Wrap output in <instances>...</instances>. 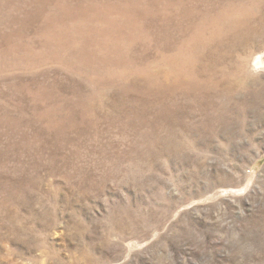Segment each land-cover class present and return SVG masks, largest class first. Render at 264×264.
<instances>
[{"label": "rangeland", "instance_id": "374dc122", "mask_svg": "<svg viewBox=\"0 0 264 264\" xmlns=\"http://www.w3.org/2000/svg\"><path fill=\"white\" fill-rule=\"evenodd\" d=\"M0 264H264V0H0Z\"/></svg>", "mask_w": 264, "mask_h": 264}, {"label": "bare ground", "instance_id": "6f19581e", "mask_svg": "<svg viewBox=\"0 0 264 264\" xmlns=\"http://www.w3.org/2000/svg\"><path fill=\"white\" fill-rule=\"evenodd\" d=\"M201 5V4H200ZM195 9V8H194ZM192 19V18H191ZM211 78V77H210ZM212 80V79H211ZM206 83V82H205ZM208 83H210V80H209V82ZM206 85V84H205ZM212 85H214V84H212ZM215 85H217V84H215ZM214 87V86H213ZM217 88V87H216Z\"/></svg>", "mask_w": 264, "mask_h": 264}]
</instances>
